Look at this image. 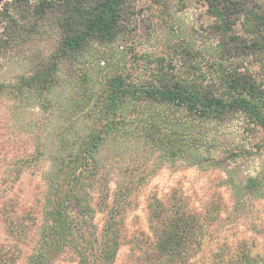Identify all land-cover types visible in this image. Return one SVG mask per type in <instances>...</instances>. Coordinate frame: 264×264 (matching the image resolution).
<instances>
[{"label":"trees","instance_id":"obj_1","mask_svg":"<svg viewBox=\"0 0 264 264\" xmlns=\"http://www.w3.org/2000/svg\"><path fill=\"white\" fill-rule=\"evenodd\" d=\"M18 1L0 38L1 53L26 51L43 35L44 22L59 42L49 57L33 55L28 73L0 81V213L4 233L16 243L0 247V260L19 259L31 239L25 264H53L64 256L77 264H115L124 247L128 264H197L210 244L202 264H264V253L247 239L213 238L225 210L221 196L200 209L178 190L152 194L147 228L131 230L127 216L147 178L136 166L102 157L110 142L135 141L150 153L161 149L173 163L214 165L206 127L240 115L264 130V89L249 70H220L216 85L165 77L142 85L120 74L101 81L97 93L99 83L82 67L95 47L118 40L121 0ZM62 88L71 93L65 101ZM26 171H41L44 189L38 212L23 215L14 189ZM228 183L240 186L237 206L264 199L260 174L230 176Z\"/></svg>","mask_w":264,"mask_h":264},{"label":"rangeland","instance_id":"obj_2","mask_svg":"<svg viewBox=\"0 0 264 264\" xmlns=\"http://www.w3.org/2000/svg\"><path fill=\"white\" fill-rule=\"evenodd\" d=\"M19 4L18 0H0V38L8 26V15ZM32 4L36 3L32 0ZM120 15L118 40L110 46L95 47L82 67L89 69L99 83L95 86L97 93L101 81L120 74L142 85L161 77L216 85L222 76L220 70H249L264 89V0H121ZM46 24L41 23L43 35L37 36L26 51L24 47L11 55L0 51V81L9 82L17 74L28 73L33 55L49 57L56 50L59 34ZM70 94L62 88L59 96L65 101ZM150 110L168 111L160 107ZM204 130L211 142L208 148L216 158L214 165L204 167L167 161L161 149L150 153L135 141H126L125 147L110 142L104 148V160L117 159L123 165L136 166V174L147 178L136 202L138 207L127 216V225L131 230L147 228L146 199L152 194L163 196L178 190L200 209L221 196L225 210L213 238L247 239L259 253H264V199L237 206L240 186L228 183L230 176L237 181L258 174L264 177V130L250 125L240 115ZM26 172L14 189L23 215L30 208L38 212L36 200L44 189L41 171ZM1 217L0 213V247L13 249L16 243L4 233ZM31 231L32 238L38 236ZM33 245L30 239L19 259L2 258L0 264H25ZM210 248L211 244L204 247L202 260L208 258ZM128 255V248H122L115 264H128ZM74 259L64 256L53 264H77ZM202 260L198 258L197 264Z\"/></svg>","mask_w":264,"mask_h":264},{"label":"crops","instance_id":"obj_3","mask_svg":"<svg viewBox=\"0 0 264 264\" xmlns=\"http://www.w3.org/2000/svg\"><path fill=\"white\" fill-rule=\"evenodd\" d=\"M33 1H35V0H33Z\"/></svg>","mask_w":264,"mask_h":264}]
</instances>
